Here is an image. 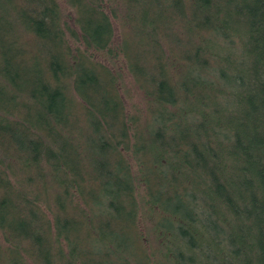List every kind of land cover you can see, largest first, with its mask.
I'll list each match as a JSON object with an SVG mask.
<instances>
[{
    "label": "trees",
    "instance_id": "16d2710c",
    "mask_svg": "<svg viewBox=\"0 0 264 264\" xmlns=\"http://www.w3.org/2000/svg\"><path fill=\"white\" fill-rule=\"evenodd\" d=\"M0 264H264V0H0Z\"/></svg>",
    "mask_w": 264,
    "mask_h": 264
},
{
    "label": "rangeland",
    "instance_id": "374dc122",
    "mask_svg": "<svg viewBox=\"0 0 264 264\" xmlns=\"http://www.w3.org/2000/svg\"><path fill=\"white\" fill-rule=\"evenodd\" d=\"M118 36L120 35V28L117 26ZM123 91L126 94V98L128 101H137V103H141L142 101V93L138 89L136 82L127 74H124L123 77Z\"/></svg>",
    "mask_w": 264,
    "mask_h": 264
}]
</instances>
